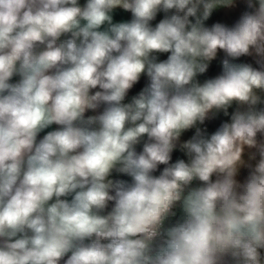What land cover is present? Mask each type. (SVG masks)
I'll return each mask as SVG.
<instances>
[{"label": "clouds", "instance_id": "9594fccd", "mask_svg": "<svg viewBox=\"0 0 264 264\" xmlns=\"http://www.w3.org/2000/svg\"><path fill=\"white\" fill-rule=\"evenodd\" d=\"M0 264H264V0H0Z\"/></svg>", "mask_w": 264, "mask_h": 264}]
</instances>
